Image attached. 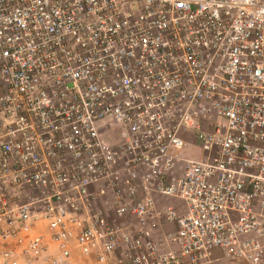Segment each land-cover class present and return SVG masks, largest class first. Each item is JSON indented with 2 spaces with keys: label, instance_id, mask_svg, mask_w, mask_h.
<instances>
[{
  "label": "built area",
  "instance_id": "built-area-1",
  "mask_svg": "<svg viewBox=\"0 0 264 264\" xmlns=\"http://www.w3.org/2000/svg\"><path fill=\"white\" fill-rule=\"evenodd\" d=\"M263 240L264 0H0V264H261Z\"/></svg>",
  "mask_w": 264,
  "mask_h": 264
},
{
  "label": "crops",
  "instance_id": "crops-1",
  "mask_svg": "<svg viewBox=\"0 0 264 264\" xmlns=\"http://www.w3.org/2000/svg\"><path fill=\"white\" fill-rule=\"evenodd\" d=\"M154 200L156 203V208L158 212H162L164 209L168 207L175 208L179 213H182L184 211V207L180 201L177 199H171V198H164L160 197L158 195H154ZM176 229V225L172 223L166 222V220L163 217V214H159L155 218V227L153 229L155 233V238H159L160 236H163L164 234L174 231ZM42 230V228H41ZM48 232L43 226V242L45 245H47V250L45 251V255L51 254L56 255V249L54 245L50 243ZM21 242L19 243V249L23 248V246L28 242L26 236L21 235ZM263 245V258L261 261V264H264V240L262 241ZM122 243H118V248L115 251L113 257L108 261V264H124L122 262ZM207 264H247L243 260L240 259H234L226 255L225 251L221 249H214L209 257V261Z\"/></svg>",
  "mask_w": 264,
  "mask_h": 264
},
{
  "label": "rangeland",
  "instance_id": "rangeland-1",
  "mask_svg": "<svg viewBox=\"0 0 264 264\" xmlns=\"http://www.w3.org/2000/svg\"><path fill=\"white\" fill-rule=\"evenodd\" d=\"M190 149H191V148H190ZM191 151H193V153H191L192 158L195 157L196 154H197V155H200V154H201V152H200L198 149H196L195 147H192ZM186 152H187V151H185V153H186ZM194 153H195V156H194ZM195 158H196V157H195ZM41 228H42V230H41ZM38 232L41 233V234H43V226H42V227H39Z\"/></svg>",
  "mask_w": 264,
  "mask_h": 264
}]
</instances>
